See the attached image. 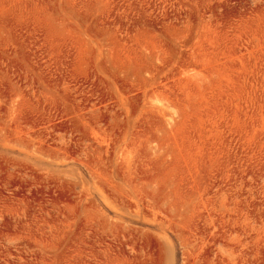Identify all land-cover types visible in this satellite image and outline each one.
Returning <instances> with one entry per match:
<instances>
[{"label": "rangeland", "instance_id": "374dc122", "mask_svg": "<svg viewBox=\"0 0 264 264\" xmlns=\"http://www.w3.org/2000/svg\"><path fill=\"white\" fill-rule=\"evenodd\" d=\"M0 264H264V0H0Z\"/></svg>", "mask_w": 264, "mask_h": 264}]
</instances>
